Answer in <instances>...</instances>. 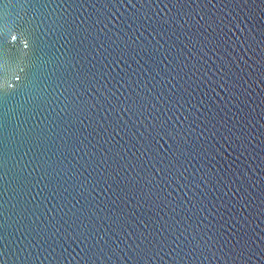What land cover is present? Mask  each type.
<instances>
[{"label":"water","instance_id":"water-1","mask_svg":"<svg viewBox=\"0 0 264 264\" xmlns=\"http://www.w3.org/2000/svg\"><path fill=\"white\" fill-rule=\"evenodd\" d=\"M0 264H264V0H0Z\"/></svg>","mask_w":264,"mask_h":264}]
</instances>
